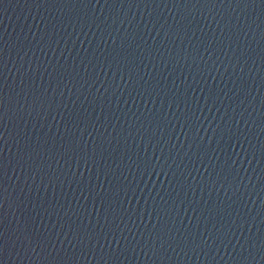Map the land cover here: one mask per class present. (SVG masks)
<instances>
[{"label": "water", "instance_id": "water-1", "mask_svg": "<svg viewBox=\"0 0 264 264\" xmlns=\"http://www.w3.org/2000/svg\"><path fill=\"white\" fill-rule=\"evenodd\" d=\"M0 264H264V0H0Z\"/></svg>", "mask_w": 264, "mask_h": 264}]
</instances>
